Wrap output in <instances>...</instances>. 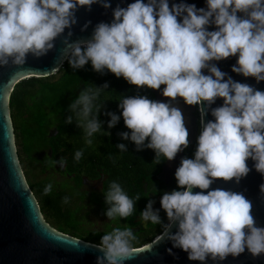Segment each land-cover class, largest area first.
Masks as SVG:
<instances>
[{"label":"clouds","instance_id":"clouds-1","mask_svg":"<svg viewBox=\"0 0 264 264\" xmlns=\"http://www.w3.org/2000/svg\"><path fill=\"white\" fill-rule=\"evenodd\" d=\"M206 2V8L198 9L187 3L170 6L169 0H135L126 8L117 6L112 22L97 24L91 39L73 42V33L68 31L66 37L64 33L77 24L76 12L91 11L95 4L109 9L107 0H0V67L22 68L29 55L46 56L55 49V41L64 37L63 61L74 70L91 62L95 72L107 70L138 90L161 91L164 86L165 101L139 94L121 95L118 101L129 130L119 135L134 143L137 151L153 150L156 165L174 161L190 146L180 101L198 108L200 132L194 158H183L175 171L179 190L162 195L160 204L168 223L154 243L170 240L189 260L200 264L209 258L214 262L236 258L246 249L254 258L264 254V227L257 225L253 202L242 192L212 188L218 181L239 185L251 171L248 160L264 176V91L233 80L213 63L238 57L233 73L264 81V0ZM213 25L215 30L209 31ZM108 87H86L70 104L72 115L66 123L72 124L75 116L86 146L93 144L97 133L110 135L102 130L99 119L105 104L99 102L101 93ZM217 99L223 104L213 108ZM209 111L214 119L206 121ZM104 114L110 117L109 129L121 119L114 112ZM116 147L127 152L123 143ZM82 156L83 150H77L75 161ZM49 164L63 168L66 160H49ZM52 191V183L43 188L45 196ZM259 191L264 196V184ZM104 196L105 214L112 222L132 217L141 199L140 194L130 197L117 181L109 184ZM68 202L65 196L63 203ZM153 204L149 201L140 214L145 228L149 222L162 224ZM173 226H178L174 234ZM136 242L131 226L114 227L92 245L101 253L97 264H126L135 259L141 251Z\"/></svg>","mask_w":264,"mask_h":264},{"label":"trees","instance_id":"trees-1","mask_svg":"<svg viewBox=\"0 0 264 264\" xmlns=\"http://www.w3.org/2000/svg\"><path fill=\"white\" fill-rule=\"evenodd\" d=\"M108 84L106 91L101 93L100 101L105 102L101 109L100 121L102 130L110 135L97 133L93 137V144L86 146L82 129L77 126L75 116L73 123L67 124V118L72 115L70 104L78 98L80 91L86 87H103ZM147 95L155 99L151 89L138 90L129 85L122 77L116 78L105 70L104 74L93 70L91 62L83 69L74 70L68 61L53 76L48 78H30L15 86L10 98V109L15 128L16 144L22 167L24 157L32 165V170L38 164L46 167L45 171L53 170L61 172L60 165L51 166L49 160L64 158L67 165V173L74 175L73 184L79 185L83 176L103 181L104 192L108 190L112 181H117L130 197L136 194L141 199L136 203L135 214L128 219L114 222L117 227L131 226L137 236L136 247H143L163 233V224L168 223L166 212L162 209L160 218L162 224L152 225L150 222L145 228L141 224L140 214L155 195V200L161 199L165 192L179 190L177 181L170 185L169 190L159 179L162 166L165 161L156 165L153 163L155 152L145 148L137 151L136 146L130 140L125 141L119 135L129 132L126 128L118 101L123 96ZM105 112H114L121 116L119 123L112 129L107 124L110 117ZM125 144L127 152H121L116 146ZM147 143V141H146ZM66 145L68 149L66 148ZM196 144L186 149L185 157L194 158ZM83 150V156L77 163L74 159L75 152ZM45 153L44 159L38 155ZM28 177L29 173H25ZM34 175V174H33ZM82 176V177H81ZM47 183L53 184V191L49 195L43 194V188ZM28 185L39 202L41 212L46 221L57 230L87 242L99 244L104 234H86L81 230L83 215L79 202L78 188L76 185L69 189L53 183L50 179L33 181L28 180ZM69 197L67 204L63 198ZM74 207V208H73ZM106 213L108 205L102 206Z\"/></svg>","mask_w":264,"mask_h":264},{"label":"water","instance_id":"water-1","mask_svg":"<svg viewBox=\"0 0 264 264\" xmlns=\"http://www.w3.org/2000/svg\"><path fill=\"white\" fill-rule=\"evenodd\" d=\"M107 2L111 4L109 9L103 8L100 4L93 5L91 11L87 8L79 9L76 12L77 24L70 30L66 29L64 37L67 36L68 31H71L73 35L70 39L73 42L91 39L97 24L112 22L113 10L117 6L126 8L135 0H107ZM144 2L147 3V0ZM173 3L194 4L198 9L207 7L206 0H169L170 6ZM89 21L91 24L87 30L82 31ZM213 30H215L214 25L209 28V31ZM64 37L55 41V49L46 56L35 58L29 55L22 68L11 65L6 68L0 67V264H97V257L101 255L92 247L97 245L96 243L65 234L46 221L21 165L11 115L10 98L16 85L30 78L51 77L57 73H51L56 67L64 66L67 61H63ZM237 59L238 57H232L213 63H216L219 69L233 80L264 91V81L257 83L254 78H245L232 72L231 69L236 65ZM204 74H208L206 70ZM163 87L161 91L152 90L155 100L165 101L166 98L161 94ZM222 104L223 100L217 99L212 107H219ZM178 106L184 112L190 132V145H193L196 132L200 128L199 110L195 106L185 105L182 100ZM213 119L209 111L206 121ZM42 155H38V158L42 159ZM183 158L185 151L178 153L174 161H165L158 177L171 181ZM247 164L251 171L239 185L234 181L227 184L218 181L212 185V188L223 187L244 193L253 202V215L257 225L264 227V196L259 191V186L264 184V176L255 170L252 160H248ZM194 191L200 190L194 189ZM177 230L178 226H173L171 233L174 234ZM154 242L155 240L140 247L141 251L136 258L126 264H200L199 261L189 260L188 254L182 249L173 247L170 240ZM152 245L151 251H146ZM206 264H264V254L254 258L246 249L239 257L229 256L220 262H214L209 258Z\"/></svg>","mask_w":264,"mask_h":264},{"label":"rangeland","instance_id":"rangeland-1","mask_svg":"<svg viewBox=\"0 0 264 264\" xmlns=\"http://www.w3.org/2000/svg\"><path fill=\"white\" fill-rule=\"evenodd\" d=\"M200 128L196 132L195 140L192 146L197 143V137L199 135ZM18 151H20V147L17 146ZM45 158V155H42V159ZM24 166L23 171L25 173H29L28 180L33 181L34 179L38 180H47L50 179L54 184L62 185L63 188L69 189L73 183H71L66 177L62 174L54 172L53 170L45 171L46 167L43 164H38L36 169L32 170V165L30 162L24 157ZM34 174V175H33ZM26 176V174H25ZM74 208V207H73ZM83 220H81V230L86 234H106L111 231L114 227L118 225L114 222L110 221L106 215L102 212H99L98 208L93 206L87 207L82 212Z\"/></svg>","mask_w":264,"mask_h":264},{"label":"flooded vegetation","instance_id":"flooded-vegetation-1","mask_svg":"<svg viewBox=\"0 0 264 264\" xmlns=\"http://www.w3.org/2000/svg\"><path fill=\"white\" fill-rule=\"evenodd\" d=\"M192 147V145L189 146L188 149H190ZM66 148L68 149L67 145ZM186 152V150H185ZM43 156L46 154L42 153ZM41 154V155H42ZM67 165L63 168L60 169L61 172H59L60 174H62L64 177H66L70 182L72 179H75L74 175H69V173H67ZM82 177V176H81ZM160 181L163 182V184L166 186V190L168 191L170 188V185L174 182L175 179V175L173 176V179L171 181H167L166 178L164 177H159ZM73 183V182H71ZM75 186L78 188V193H79V198H82L83 200L79 202V206H81V211L85 210L87 207L89 206H93L95 208H98L99 212H102L104 215L105 212H103V203L105 202V196H104V183L102 180H100L99 178L97 179H91L88 177L83 176L81 178V183L79 185L72 184L71 186ZM152 199L150 201H154L153 204V210H159V213L162 210L161 204H160V200L161 199H156L155 200V195H151Z\"/></svg>","mask_w":264,"mask_h":264}]
</instances>
